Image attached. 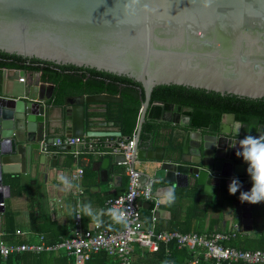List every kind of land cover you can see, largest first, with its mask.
<instances>
[{"label":"water","instance_id":"water-1","mask_svg":"<svg viewBox=\"0 0 264 264\" xmlns=\"http://www.w3.org/2000/svg\"><path fill=\"white\" fill-rule=\"evenodd\" d=\"M0 53L140 83L144 97L132 163L159 162L151 175L141 172L140 178L141 183L153 180L156 218L166 209L163 192L175 186L176 192L192 189L197 201H211L213 195L226 201L243 230L252 229L254 212L264 210V202L240 200L252 181L236 151L245 136L264 135V123L244 127L226 113L216 129L190 126L182 142L167 148H152L153 138L150 149L141 148L140 132L158 85L264 101V0H0ZM45 89L38 71L28 80L22 69H0V212L4 175L18 176L21 184L29 181L34 152L40 149L38 123L44 122L45 101L51 96ZM120 101L108 93L65 97V133L122 136L119 130L84 129L85 103ZM186 119L189 125L190 117ZM49 158L41 154L39 162ZM123 159L122 154L115 156L116 161ZM234 177L242 187L232 195L228 189Z\"/></svg>","mask_w":264,"mask_h":264},{"label":"crops","instance_id":"crops-1","mask_svg":"<svg viewBox=\"0 0 264 264\" xmlns=\"http://www.w3.org/2000/svg\"><path fill=\"white\" fill-rule=\"evenodd\" d=\"M25 75L28 79L26 73ZM40 83L46 87L45 95L50 93L51 96L45 101L44 122L38 123L37 141L39 143L41 135L45 134L50 152L45 153L40 149L34 152L35 159L30 170L29 181L26 180L21 184L18 176L4 175L3 187H1L4 195V209L0 212V241L6 243L34 242L51 244L67 239L75 226L80 204L90 203L94 210L106 211L108 209L106 201L122 194L127 189L125 169L118 163L119 161L115 160L117 154L110 153L116 145V141L125 136L93 137L98 141L103 152H95L96 148L93 152H88L86 151L87 146L79 145L78 149L82 152L78 156H74L67 146L56 147L53 144L56 138H64L68 135L63 128L65 112L69 108L64 103V98L76 94L88 95L93 93H80L75 92V89H70L64 96L62 103L52 104L49 100L55 89L54 84L41 79ZM107 107V104L103 105L101 103L84 104L85 132L90 129L120 131L119 125L104 115ZM186 113L183 107L180 108L176 104L163 110L161 118L155 121V129L150 134V138L154 139L152 148H167L171 143L182 142L184 131L191 126L190 123L188 125L186 119L188 115ZM225 120L227 121V117L224 118ZM134 134H136V130ZM149 139H146L144 143H141L140 140V147L150 149ZM41 154L50 158L40 163L39 157ZM158 165L159 162L155 160H135L134 162V167L137 170L150 175L152 167ZM77 168L83 169L81 177L76 181L81 186V192L68 193L61 191L62 186L59 185L57 176L63 173L71 177ZM140 204L145 226H153L156 231L200 234L235 230L236 233L230 240L238 239L249 247L258 246L256 239L261 235L264 236V210L254 212L252 229L244 231L241 222L234 218V212L226 201L218 199L215 195H213L211 201L207 198L203 201H197L195 192L190 188L177 190L175 203L172 205L167 204L166 209L159 212L154 222L150 221L151 213L146 206V202L141 201ZM6 208L15 214L12 221L8 222L3 217ZM74 209L77 211H73ZM79 218L80 225L83 228H93L94 223L89 217L80 213ZM103 219L105 223L102 227L105 229L117 230L121 227V225L113 224L107 215ZM6 228L13 230V238L15 239L10 237ZM16 230H19L20 233H16ZM53 252L64 253L67 257H70L63 250L22 253L35 255L46 253L50 256ZM193 254L195 255V253ZM200 259H202V264L213 263L212 260H205L201 257L199 261ZM199 261L196 264H200ZM90 264H97V262L93 261Z\"/></svg>","mask_w":264,"mask_h":264},{"label":"trees","instance_id":"trees-1","mask_svg":"<svg viewBox=\"0 0 264 264\" xmlns=\"http://www.w3.org/2000/svg\"><path fill=\"white\" fill-rule=\"evenodd\" d=\"M2 68L22 69L27 74L28 80H30L34 71H38L42 81L50 82L55 86L53 95L49 100L52 104L62 103L64 96L70 89H75V92L80 93L117 95L121 97V101L107 103L108 107L104 115L119 125L122 136H132L136 130L144 94L141 84L133 79L5 53H0V69ZM174 104L180 108H192L186 114L190 117V125L193 127L206 126L216 129L222 116L226 113L233 114L235 120L246 126L250 123H264L263 100L239 98L230 95L222 96L219 93L173 85H158L153 88L151 93L146 119L140 133L141 143L150 138V134L156 126L155 121L161 118L163 110ZM14 215L10 209L6 208L3 217L9 222L14 219ZM6 229L10 237L15 239L13 238V230ZM12 239L11 241H13ZM256 241L258 246L255 245L254 247L246 246L245 243L235 238L225 241V244L241 249L264 250V236H259ZM192 258H194L192 251L186 247H178L172 241L166 245L161 244L159 249L154 252L145 251L141 253L137 250L134 255V260L136 259L134 264H191L190 260ZM89 259L86 264L93 261H96L97 264H120L115 256L108 255L105 252L93 254ZM19 262L22 264H72L70 257L59 252H53L50 256L46 253L38 255L14 253L6 258L0 257V264H16ZM199 263L202 264V259Z\"/></svg>","mask_w":264,"mask_h":264},{"label":"built area","instance_id":"built-area-1","mask_svg":"<svg viewBox=\"0 0 264 264\" xmlns=\"http://www.w3.org/2000/svg\"><path fill=\"white\" fill-rule=\"evenodd\" d=\"M23 80V78H20ZM135 134L129 137H122L116 141L111 149L112 154H122L124 159L119 161L127 175V189L120 195L106 201L107 208L119 206L126 211L128 216V227H121L119 230L110 231L103 227L86 229L80 225V218H76L75 226L67 239L51 244L23 242L6 243L0 241V257L6 258L10 254L22 252H40L63 250L72 258V264H85L92 254L106 252L115 256L120 264H134V255L137 250L154 252L161 244H168L174 241L178 247H186L193 253L192 264H196L199 258L212 260L214 264H264V250H248L235 246L225 245L235 235V230L212 233H179L176 231H156L153 226H145L141 215V201L150 202V221L156 219L157 202L152 196L153 180L148 178L147 183H141V172L134 167L132 159L136 158L133 152ZM57 146H67L74 156L82 151L79 145L87 146L86 151L102 153L96 139L89 136H66L56 138L54 143ZM40 150L50 152L49 144L45 134L39 139ZM83 173L82 168H77L73 173L79 178ZM79 180V179H78ZM74 192V193H80ZM1 205H3L1 203ZM239 227V226H237ZM16 233H20L16 230ZM202 249V250H201ZM201 250V251H200ZM170 264V263H167Z\"/></svg>","mask_w":264,"mask_h":264},{"label":"clouds","instance_id":"clouds-1","mask_svg":"<svg viewBox=\"0 0 264 264\" xmlns=\"http://www.w3.org/2000/svg\"><path fill=\"white\" fill-rule=\"evenodd\" d=\"M235 147V145H233ZM238 157H242L247 163V172L252 181L250 191L240 192V200L251 204L264 202V135H247L239 141V148L236 151ZM79 177L73 174L71 177L63 173L57 176V181L61 185V191L74 193L81 190V186L76 181ZM147 183V181L145 182ZM242 185L238 177H234L229 185V193L235 195L240 191ZM162 202L172 205L176 200L175 186L168 188L163 192ZM73 211H77L74 209ZM82 213L91 219L97 228L104 225V216L107 215L111 222L116 225L128 227V216L126 211L119 206H112L105 210L96 211L90 203H82L78 206V218Z\"/></svg>","mask_w":264,"mask_h":264},{"label":"flooded vegetation","instance_id":"flooded-vegetation-1","mask_svg":"<svg viewBox=\"0 0 264 264\" xmlns=\"http://www.w3.org/2000/svg\"><path fill=\"white\" fill-rule=\"evenodd\" d=\"M234 121L236 122L237 120H235L234 119ZM240 122V121H239ZM242 124V123H241ZM250 124H252V123H250ZM256 124H258L259 125V123H256ZM242 125H244V124H242ZM249 125V124H248ZM246 125H244V127H245ZM195 128V127H194ZM201 128H208V129H212L213 127H206V126H203V127H201ZM150 208V207H149Z\"/></svg>","mask_w":264,"mask_h":264}]
</instances>
